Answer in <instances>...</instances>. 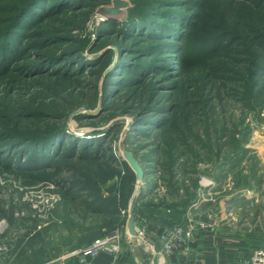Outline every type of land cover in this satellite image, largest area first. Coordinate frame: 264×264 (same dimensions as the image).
<instances>
[{
  "label": "trees",
  "instance_id": "1",
  "mask_svg": "<svg viewBox=\"0 0 264 264\" xmlns=\"http://www.w3.org/2000/svg\"><path fill=\"white\" fill-rule=\"evenodd\" d=\"M107 1L0 0V88L10 92L24 86L29 90L35 82L52 80L49 89L54 98L61 99L55 83L72 92L75 84L78 88L85 84L93 94V101L86 107L92 108L101 81L103 113L96 117L79 114L74 118L81 123H95L105 113L124 108L132 96H138L137 106L127 105L122 110L130 113L142 108L128 139L148 138L152 131L168 132L180 122L189 124L192 115L195 116L194 105L206 108L213 95L222 100L229 94L246 103V108L253 103L264 107V0H132L134 6L129 9L127 21L110 19L106 27L99 28L91 47L95 52L113 44L116 50L109 49L97 59L89 60L83 54L88 42L70 37L67 31L82 28L97 6ZM64 17L74 21H66ZM47 23L59 27L41 31ZM74 43L81 47H67L58 52L60 44ZM115 55L113 70L103 75ZM194 73L196 78L191 77ZM83 94L79 95L83 98ZM193 95L196 100L190 102L189 96ZM29 101V106L22 108L10 103L12 107L0 113V169L19 178L44 181L49 180L52 169L59 175L65 169L75 171L71 166L76 163L83 164L82 170L71 171L76 179L62 185L63 196L81 200L86 215L89 212L109 218L108 230L122 226L120 214L134 192L136 175L107 146L121 124L105 130L102 136L77 135L69 131L70 113L63 108L54 103L51 106L40 103L31 108L35 103ZM81 104L79 98L73 108ZM116 104H121L120 108L116 109ZM229 138L228 147L237 148L232 145L234 137ZM179 142L185 145L179 138L175 143L165 142L169 146L165 156L169 164L165 168L170 174L173 195H179L172 183L174 170L181 165V158L174 151ZM226 148L220 144L218 152L221 155L225 151L229 159L231 150ZM237 150L224 165L228 170L239 166L249 153L244 147ZM146 162L149 163L148 158ZM124 166L125 175L120 169ZM116 177L119 182L110 188V197H103L102 187ZM255 177L254 174V180ZM220 179L216 177L215 181ZM257 183L261 185L260 180ZM182 202L188 203L186 199ZM259 229L262 228H255L254 232Z\"/></svg>",
  "mask_w": 264,
  "mask_h": 264
},
{
  "label": "rangeland",
  "instance_id": "2",
  "mask_svg": "<svg viewBox=\"0 0 264 264\" xmlns=\"http://www.w3.org/2000/svg\"><path fill=\"white\" fill-rule=\"evenodd\" d=\"M129 2L130 8H132L134 6L132 0H129ZM110 6V0L99 4L91 16L81 25L82 28H72L67 31L70 37L88 42L83 54L89 60L97 59L109 49L116 50L115 45L108 44L98 51H91L93 43L97 40L99 28L101 26L106 27V23L112 19L100 11L103 7L109 8ZM130 8L125 9L121 16L116 17V20L127 21ZM62 19L66 21L73 20L67 17ZM77 20L75 22L79 23ZM79 20L82 21L83 19ZM55 26L59 27L56 23ZM56 27H53L52 23H47L42 27L41 31H53V28ZM108 27L110 28L111 26ZM34 39L38 40L40 38L34 37ZM78 44L74 43L73 46H70L71 44H60L57 49L58 52H61L69 47H81ZM95 55H98V57L94 58ZM114 58L112 65L104 71L103 75L110 68V71L113 70L117 55ZM191 77L196 78L197 75L194 73ZM183 78L185 79V77ZM183 78L181 82L185 83L186 80L184 81ZM193 80L196 82L195 79ZM38 81L40 82L41 80ZM50 83H52V80H42L40 83L35 82L33 87L28 85L29 90L23 86L10 92L7 88H0V113H6L5 109L12 107L10 103H17V105H21V108L22 106L26 107L31 99L35 103L34 106H30L31 108L40 105V103L49 104V106L54 103L58 108H63L65 113H70L67 119V126L70 132L77 135L93 136L92 134H96V136H102L105 130L121 124V128L109 139L107 146L112 147L120 162H126L123 156L125 152L136 155L135 159L142 165L147 175H150V179L154 178V181L157 180L154 195H157L160 201L172 199L171 195L174 192H172L169 184L170 174L165 168V165L169 164V159L165 157L169 146L167 148L165 142L168 145L169 143H175L179 138L184 141L185 145L179 142L174 148L175 155L181 158V165L174 170L173 175L175 174V177H172L174 179L172 183L176 186L180 195L179 199L192 201L193 199H187L196 197L201 191L202 195L212 201L210 204H212L211 207L214 211V208H219L220 201L227 196V193L230 191L248 190V187L256 186L258 184L257 181L260 180V189L262 191L261 208L263 207L260 213L261 220L253 224L251 214L255 213L254 209L244 204L241 210L233 211L232 215L234 216L231 217L234 218L237 228L245 232H254V228L260 222L264 226V107L259 108L257 104L253 103L251 104L252 108H246L244 106L246 103L236 101L229 94H225L222 100L215 98V95H213L212 99L209 96L211 100L206 104V108L202 109L201 106L203 105H194L196 106L195 116L193 117L192 115L189 124L180 122L177 128L170 129L168 132L152 131L151 136H148V138L145 136L143 138L131 137V139H128L130 131L134 127V119L141 115L142 108L132 109L130 113H122V110L127 105V107L137 106L138 96H132L125 102L124 108L116 110V113H105L95 123L87 121L81 123L74 118L76 115H73V113L85 110V113H78L77 115H90L98 107L102 108L101 81H99L98 86V99L95 100V106L92 108L86 107L93 101V94L85 84H82V87L79 86V88L75 84V89L72 92L61 83H55V88L61 93L59 96L61 99H59L54 98L51 93L50 89L52 86H49ZM236 88L238 87L236 86ZM80 93H84L83 98L79 95ZM79 98L82 100V104L73 108V104L79 101ZM125 98H127V95ZM194 100H196L195 95L189 96L190 102ZM195 103L201 104L202 102L196 101ZM119 105L121 104H116L115 108H120ZM204 124H206L207 128H204ZM225 132L227 134H222ZM229 137H234L232 145L237 147L235 148L236 150L244 147V149H248L249 153L239 166L228 170L224 165L232 158L235 152L233 147L231 150L227 145L230 140ZM197 143L200 144L198 145ZM220 144H225V148L227 147L225 150H231L229 159L226 158L227 154L225 151L223 152L224 154H219ZM201 147L204 149L202 150ZM184 150L187 151L186 154L181 155ZM153 151L156 152L153 154ZM147 158L149 163L146 162ZM128 166L126 165L127 168ZM71 167H74L75 171H79L82 170L83 164L76 163ZM126 167L120 168L124 175L127 171ZM71 171L77 172L65 169L63 173L58 175L52 169L50 176L47 177L49 180L38 181L36 178H19L14 173L0 169V226L3 225L4 228L3 237L1 236L0 239L7 241L6 243L10 244L13 247L12 249L16 250V253L18 252V258H25L27 260L26 264H38V261H36L38 257L46 259L44 264H59L58 261L56 262V258L59 257L57 255L65 249L68 250H65V252H72L71 241L75 239L76 233L82 234L87 239L104 233L109 228L106 226L109 218L89 212L86 215V207L82 205L81 200L76 199V201L71 196H63L62 185L65 182L76 179ZM134 174L136 175L135 172ZM254 174L256 176L255 180L253 179ZM216 177H221L220 181H215ZM118 182L119 180L116 177L104 185L102 187L103 197L109 198L110 188ZM134 186L135 190L136 183ZM75 194L73 193L74 196H76ZM256 209L255 211L257 212ZM36 236L38 240L34 238ZM261 238H264V235ZM66 242L70 243V247H65Z\"/></svg>",
  "mask_w": 264,
  "mask_h": 264
},
{
  "label": "crops",
  "instance_id": "3",
  "mask_svg": "<svg viewBox=\"0 0 264 264\" xmlns=\"http://www.w3.org/2000/svg\"><path fill=\"white\" fill-rule=\"evenodd\" d=\"M145 174L143 180L136 179V189L127 208L120 214L123 224L119 227L123 228L124 238L119 255L100 254L96 258L79 256L78 252L85 245L101 237L103 233L87 239L76 233L75 239L71 241L72 252H65V249L57 255L59 257L56 262L65 258L66 264H247L254 250L264 249V238H261L264 235V226L261 222L255 227L262 228L259 231L245 232L237 228L234 218L231 217L234 216L233 211L241 210L244 204L254 209L255 213L251 214L253 224L261 220V185L257 184L245 191H230L220 201L219 208H214L213 211L210 204L212 201L202 195L201 191L196 197L188 198L187 200H193L188 201L187 205L182 202L185 199H179L180 195L172 194V199L160 201L154 195L157 180L154 181V178L150 179V175L146 172ZM171 204L176 206L172 207ZM177 225L192 227L193 237L186 242L175 243L173 250L168 252L162 236L167 229ZM136 228L145 230V243L138 242ZM3 233L2 225L0 238ZM34 238L38 240L37 236ZM6 242L0 239V264H26L27 260L18 258V252ZM69 244L66 242L65 247H70ZM45 260L42 257L36 258L38 264L46 263Z\"/></svg>",
  "mask_w": 264,
  "mask_h": 264
},
{
  "label": "built area",
  "instance_id": "4",
  "mask_svg": "<svg viewBox=\"0 0 264 264\" xmlns=\"http://www.w3.org/2000/svg\"><path fill=\"white\" fill-rule=\"evenodd\" d=\"M140 185H144L143 182H139ZM54 199V198H52ZM55 200V199H54ZM137 240L139 243L146 242V232L142 228H136ZM193 237V228L183 227L177 225L169 228L162 236V240L165 243V249L168 252L173 250L174 244L177 242H186ZM124 234L122 227H116L109 229L103 233V235L95 239L92 243L85 245L78 255L83 258L91 257L96 258L100 254H106L110 256H117L122 252V242ZM67 259L59 260V264H66ZM162 264H170L163 262ZM247 264H264V249L259 248L254 250Z\"/></svg>",
  "mask_w": 264,
  "mask_h": 264
},
{
  "label": "water",
  "instance_id": "5",
  "mask_svg": "<svg viewBox=\"0 0 264 264\" xmlns=\"http://www.w3.org/2000/svg\"><path fill=\"white\" fill-rule=\"evenodd\" d=\"M110 1H111V6L109 8L103 7L100 12L104 15L110 16L112 19H116V17L121 16L124 10L130 8L131 6L129 0H110ZM97 57L98 55L94 56V58ZM110 70L111 68L108 71ZM84 111L85 110H79L78 112L73 113V115H77L78 113H85ZM101 112H102V108L98 107L95 111L90 113V116L93 117L99 116ZM123 156H124V160L129 164L130 168L136 173L138 180H143L146 174L142 165L135 159V156L129 152H125Z\"/></svg>",
  "mask_w": 264,
  "mask_h": 264
}]
</instances>
